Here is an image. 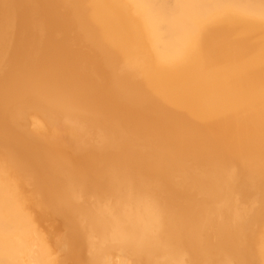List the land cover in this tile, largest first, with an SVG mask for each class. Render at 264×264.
Wrapping results in <instances>:
<instances>
[{"label": "bare ground", "instance_id": "bare-ground-1", "mask_svg": "<svg viewBox=\"0 0 264 264\" xmlns=\"http://www.w3.org/2000/svg\"><path fill=\"white\" fill-rule=\"evenodd\" d=\"M0 264H264V0H0Z\"/></svg>", "mask_w": 264, "mask_h": 264}, {"label": "rangeland", "instance_id": "rangeland-1", "mask_svg": "<svg viewBox=\"0 0 264 264\" xmlns=\"http://www.w3.org/2000/svg\"><path fill=\"white\" fill-rule=\"evenodd\" d=\"M55 223H56V224H55ZM53 224H54V225H52V226H54L53 228H55V229H53V228H52V229L55 230V231H53L52 229H51V230H52L53 232H57V233H58L57 235L59 236L58 238H60V237H61L60 235L63 234L61 231H64V230L62 229L61 231H59V232H60V233H59L58 230H60V228H58V226L56 227V225H58V223L55 221ZM57 228H58V230H57ZM51 230L48 231V232H51ZM56 230H57V231H56ZM48 232H47V233H48ZM61 233H62V234H61ZM48 234L50 235V233H48ZM54 234L56 235V233H53V238L55 237ZM51 236H52V233H51ZM53 238H52V239H53ZM56 239H57V237H56ZM59 253H60V252H59Z\"/></svg>", "mask_w": 264, "mask_h": 264}]
</instances>
